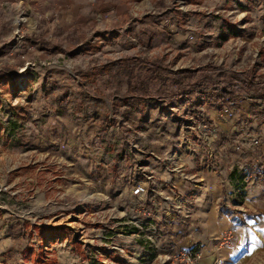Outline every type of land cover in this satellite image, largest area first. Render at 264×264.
<instances>
[{
    "label": "rangeland",
    "instance_id": "1",
    "mask_svg": "<svg viewBox=\"0 0 264 264\" xmlns=\"http://www.w3.org/2000/svg\"><path fill=\"white\" fill-rule=\"evenodd\" d=\"M92 3L0 0V264H203L164 245L160 169L264 171V0Z\"/></svg>",
    "mask_w": 264,
    "mask_h": 264
},
{
    "label": "crops",
    "instance_id": "2",
    "mask_svg": "<svg viewBox=\"0 0 264 264\" xmlns=\"http://www.w3.org/2000/svg\"><path fill=\"white\" fill-rule=\"evenodd\" d=\"M64 2H68L70 8L75 11L74 14L71 13V19L79 17L76 12L81 2H93L91 4L94 5L93 11L104 13L111 12L112 8H119L120 0H64ZM115 9L110 18L116 20L121 10L115 11ZM191 156L193 158L190 162L193 164L189 166L192 167V174L188 176L189 180L186 177L182 178L183 175L169 168L160 169L161 179L165 180V183L161 180L164 184L160 183V185L169 196L160 198L166 205V210L155 223L167 229L168 234L163 239L164 245L174 252L183 249L189 253H196L203 264H250L256 253L261 252L262 247L264 248V179H261L264 178V171L258 167L255 171L253 170L254 172H248L250 182H245L246 187L243 179L247 175L243 172L232 173L228 194V191L224 190V185L228 184L222 185L219 181L223 170L217 163V152L213 151L208 160L209 164L199 165V167L198 156ZM134 174L136 175V172ZM141 176L139 177L141 180L135 178L134 183L136 186L143 187L144 193L140 196L146 194V206L151 214L156 207L158 196L152 192L145 193L146 188ZM126 177L131 181L133 175L129 173ZM258 177L262 180L261 182ZM176 194L179 195L181 207L184 208L182 214L176 212L171 206ZM240 206L246 208V213L233 210ZM229 230L233 233L231 241L225 245L216 246V239Z\"/></svg>",
    "mask_w": 264,
    "mask_h": 264
},
{
    "label": "built area",
    "instance_id": "3",
    "mask_svg": "<svg viewBox=\"0 0 264 264\" xmlns=\"http://www.w3.org/2000/svg\"><path fill=\"white\" fill-rule=\"evenodd\" d=\"M214 135H216V134L214 133ZM244 179H247V178H244ZM143 192H144V189L141 186H136L132 193H133V195L137 196V195L142 194ZM143 213H144V211H143ZM137 222H140V221H137ZM143 224L144 223H142V225ZM146 224L148 225L146 231L151 232L152 234L155 235L156 226L154 224H152L151 222H146ZM224 235L226 236V240H230L231 239V231H227ZM158 236L160 237L159 234H158ZM178 253H187L188 254L189 252L185 251V250H181ZM187 254L182 255V258L184 260H186V261H195L194 257L190 256L189 254L187 255Z\"/></svg>",
    "mask_w": 264,
    "mask_h": 264
},
{
    "label": "trees",
    "instance_id": "4",
    "mask_svg": "<svg viewBox=\"0 0 264 264\" xmlns=\"http://www.w3.org/2000/svg\"><path fill=\"white\" fill-rule=\"evenodd\" d=\"M160 78H161V76H160ZM178 90L180 89L179 88V86H178V88H177ZM206 94H207V96H209L210 98H217L218 100H225V99H228L229 98V96H230V92H228V91H226V90H224L222 93H219V94H217V92H216V89H211V87L209 88V87H205V91H204ZM232 92V91H231ZM173 95H176V93H174V94H172L171 96H173ZM258 179L260 180V182L263 180V178H259L258 177Z\"/></svg>",
    "mask_w": 264,
    "mask_h": 264
}]
</instances>
